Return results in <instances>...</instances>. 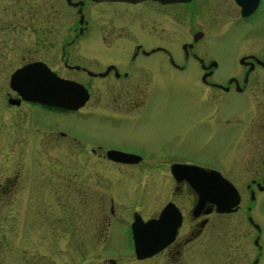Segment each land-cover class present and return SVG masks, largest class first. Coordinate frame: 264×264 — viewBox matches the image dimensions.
Instances as JSON below:
<instances>
[{
    "label": "flooded vegetation",
    "instance_id": "af4514ba",
    "mask_svg": "<svg viewBox=\"0 0 264 264\" xmlns=\"http://www.w3.org/2000/svg\"><path fill=\"white\" fill-rule=\"evenodd\" d=\"M243 4L237 0L171 3L158 0H0V37L14 38L13 45L7 44L0 51V60L17 64L9 76L18 67L39 63L58 78L81 85L85 90L83 97L86 95L85 101L76 110L24 100L13 106L34 107L42 114L53 117L74 113L93 115L106 121L113 119V122L123 119L133 127L139 117L145 119L155 113L156 110L150 106L158 101L157 86L172 82L185 89L190 113L179 131L183 134L193 133L202 128L199 134L201 142L205 143L211 142L217 134L223 137V148L218 159L209 156L204 159L205 153H201L204 155L200 154L193 160L186 151L182 156V148L177 151L169 147L171 142L166 138L147 151L145 148L130 149L104 141L81 139L52 128L50 132L58 135H53L54 141L44 143L46 151L62 146L55 139L68 138L70 141H67L68 147H64V159L66 157L73 161L76 159L73 154H85L106 166H126L130 169L139 166L136 176L160 177L157 187H151L152 196L147 202H137L124 211L117 209L111 190H107L104 196L95 193L92 200L87 199L86 190L84 194L81 192L83 190L79 192L83 213L90 208L82 225V233L86 236L78 238L84 245H89L83 249L86 256L82 257L80 264H96L92 257L91 262L86 260L87 256H91L93 247L125 235L132 246L130 257L136 262L187 264V255L195 251L197 239L210 222L225 219L238 209L219 212L214 204L208 202L199 206L196 189L187 180L177 179L172 166L175 163L196 166L217 171L228 179L231 155L243 143L260 152L257 169L253 173L248 172V176H261V179H252L246 184L249 199L251 193L254 196L253 202H248L245 210L250 222L249 216L257 201L256 190H264V42H259L257 33L254 36L243 35L237 61L239 67L232 66L224 76H220L219 61L207 51L210 38L222 36L236 22L264 23V0H243ZM230 94L244 96L247 107L245 116H231L230 112L221 111L226 96ZM233 119L240 123L231 127ZM175 137H181V133H175ZM176 140L177 146L181 139ZM74 144L80 146L78 153L71 149ZM111 150L135 154L138 158L128 163L117 162L108 157L107 153ZM186 175L198 176L197 172L177 176ZM68 180V176H65L64 181ZM35 181L31 178L29 183L34 186ZM18 182L17 178L6 176L0 182V192L18 193V187L22 185ZM67 189L66 183L64 197L49 206L51 214L56 209L57 214L61 213L60 217L54 216L58 219L57 223L59 220L61 222L52 228L48 225L47 231L38 237L39 242L49 244L60 241L65 246L70 242ZM26 215L25 212L23 217L22 212H18L15 221L26 219ZM161 216L162 226L158 231L148 227L146 239L153 241L159 232L161 239L167 240L177 226L174 236L157 252L138 259L134 252L132 224L140 220L143 223L156 221ZM46 217L48 220L52 218L53 224L54 217L49 214ZM2 219L4 215L1 225L4 222ZM252 220L250 224L258 234L254 226L257 222ZM48 231L55 235L54 240ZM5 235L2 232L0 236V264H5L1 260ZM21 238L23 236L17 239ZM117 259L109 256L105 264H121ZM12 260H15V264H23L18 256ZM29 260L31 264L33 259Z\"/></svg>",
    "mask_w": 264,
    "mask_h": 264
},
{
    "label": "rangeland",
    "instance_id": "374dc122",
    "mask_svg": "<svg viewBox=\"0 0 264 264\" xmlns=\"http://www.w3.org/2000/svg\"><path fill=\"white\" fill-rule=\"evenodd\" d=\"M227 30L222 36L210 38L207 50L209 55L219 61L220 76H224L232 66L239 67L237 61L243 35L254 36L257 33L259 42H264L263 22L245 24L239 21L230 25ZM13 41L14 38L9 40L8 36L0 37V51H3V47L7 44L13 45ZM16 65L0 60V182L6 176H10V179L17 178L22 183L21 187H18V193L0 192V222L4 215L3 225L0 224V236L2 232L6 234L1 260H4L5 264H15V260L12 259L16 256L22 259L23 264H30L29 259H33L31 264H80L82 257L86 256L83 249L88 248L89 245H84L78 238L86 236L82 233V225L89 215L87 212L90 208H86V212L83 213L79 192L83 190L81 192L84 194L86 190L87 199L92 200L95 193L104 196L107 190H111L114 193L117 209L124 211L137 202H147L152 196L151 187L156 188L158 185L160 177L157 175L136 176L139 166H135L134 169L126 166H106L88 158L85 154H73L76 159L72 161L65 157V160L64 147H68L67 141H70L68 138L55 139L59 140L62 146L46 151L44 143L52 141L53 135H58L50 132L52 128L61 129L81 139L104 141L113 146L130 149L145 148L147 151H150L154 145L160 144L163 141L161 139L166 138L171 142L169 147L177 151L178 148H182V156H185L183 152L186 151L187 156L193 160L201 153H205V155L201 154L204 155V159L208 158L207 156L214 160L218 159V154L223 148V137L219 134L211 142L205 143L201 142L202 138L199 134L202 128H198L197 132L193 133L183 134L179 131L190 114L187 95L181 85L171 82L157 86L158 101L150 106L151 109L156 110L155 113L145 119L139 117L138 121H135L136 126L132 127L123 119L113 122V119L106 121L93 115L80 116L74 113L53 117L42 114L34 107L29 109L21 105L15 107L9 104L7 101L9 97H18L9 87L8 79ZM103 97L107 99L105 94ZM223 109L230 112L231 116H245L247 107L244 96L227 95L221 111ZM239 123L235 119L230 122L231 127ZM175 133H181V137H178L181 139L178 140V147L175 145L178 139ZM79 147V145L74 144L73 147L71 145V149L77 153ZM231 156L228 165L230 176L226 177L237 187L241 195L240 208L225 219H213L210 222L197 239L195 251L187 255L185 259L187 264H253L255 258H257L256 264H264V190L255 189L257 201L250 213L261 227L259 249L253 244L258 234L248 222L245 213L246 206L250 202L246 184L252 179L259 181L261 179V176H248V172L253 173L257 169L260 152L257 148L243 143ZM74 161L76 162L73 163ZM64 175L68 176V182L64 181ZM31 178L37 180L34 186L29 183ZM66 183L71 240L66 246L60 241L49 244L39 242L38 237L47 231L48 225L52 228L61 222L59 220L57 223L58 219L54 217L56 215L60 217L61 213L57 214L56 209L51 214L49 206L64 197L62 195L65 194ZM21 199L22 201L19 202ZM20 211L23 217L26 212V219L17 222L15 216ZM48 214L54 217L53 224L50 220L52 218L48 220L46 217ZM48 232L50 234V231ZM21 236L23 238L18 240L17 238ZM50 236L54 240L55 235L50 234ZM91 253L86 260L91 262L92 257L96 264H105L109 256L119 258L117 260L121 264H145L142 261L136 262L130 257L132 246L126 235L95 245Z\"/></svg>",
    "mask_w": 264,
    "mask_h": 264
},
{
    "label": "water",
    "instance_id": "95a60500",
    "mask_svg": "<svg viewBox=\"0 0 264 264\" xmlns=\"http://www.w3.org/2000/svg\"><path fill=\"white\" fill-rule=\"evenodd\" d=\"M96 1V0H95ZM100 1V0H97ZM116 1V0H112ZM137 2L143 0H117ZM157 1V0H155ZM162 3L171 2H183L187 0H158ZM239 4H243V0H237ZM42 64V63H41ZM9 87L13 90L18 97H9L8 103L11 105H18L20 100L31 101L41 103L43 105L56 106L67 109L76 110L85 101L86 95L83 97L85 90H82L81 85L75 84L68 80L58 78L43 64H29L23 67H18L11 76H9ZM108 157L115 159L117 162L128 163L136 161L138 156L135 154H129L117 150H111L107 153ZM172 172L177 179H185L192 185L198 192L199 206L208 202L216 206L219 212H233L239 207L240 194L237 187H235L228 179L223 178L217 171L204 170L196 166L174 164L172 166ZM193 173L197 172L198 176H177L180 173ZM200 175V176H199ZM264 184V178L263 182ZM259 184V183H258ZM254 196L251 193L250 201L253 202ZM250 222H253L251 216H249ZM162 226V216L156 221L143 223V221H135L132 224L133 233V246L136 257L142 259L149 254H153L161 249L169 239L174 236L175 226L170 232L167 240L161 239L159 232L155 235L153 241H148L147 229L148 227L158 231ZM258 230V235L254 239V244L258 245L260 227L258 224L254 225ZM257 263V258L253 261V264Z\"/></svg>",
    "mask_w": 264,
    "mask_h": 264
}]
</instances>
